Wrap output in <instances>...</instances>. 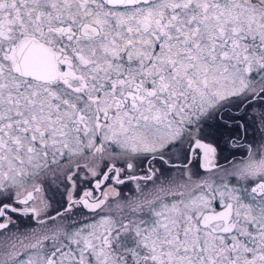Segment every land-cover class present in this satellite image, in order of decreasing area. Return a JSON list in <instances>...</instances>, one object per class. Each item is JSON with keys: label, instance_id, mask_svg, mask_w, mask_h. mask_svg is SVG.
I'll use <instances>...</instances> for the list:
<instances>
[{"label": "snow or ice", "instance_id": "1", "mask_svg": "<svg viewBox=\"0 0 264 264\" xmlns=\"http://www.w3.org/2000/svg\"><path fill=\"white\" fill-rule=\"evenodd\" d=\"M0 264H264V0H0Z\"/></svg>", "mask_w": 264, "mask_h": 264}]
</instances>
